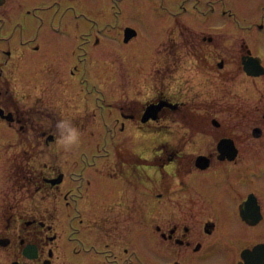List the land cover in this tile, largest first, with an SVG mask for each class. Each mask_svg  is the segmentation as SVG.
<instances>
[{
    "label": "rangeland",
    "instance_id": "1",
    "mask_svg": "<svg viewBox=\"0 0 264 264\" xmlns=\"http://www.w3.org/2000/svg\"><path fill=\"white\" fill-rule=\"evenodd\" d=\"M44 14L50 17V27L44 30L45 37L40 21ZM66 16L70 24L58 35L57 30L53 31L54 27L62 24L64 28L66 18L63 17ZM35 17L38 18L33 29L36 39L28 44L26 41L32 35L21 31L19 21L22 18L34 21ZM125 27L136 31L128 42L123 41ZM0 29V38L3 39L0 48L10 53L9 57L6 54L1 57L4 52L0 50L1 96L8 88L10 95L23 108H31L36 102L45 104L56 113L55 119H69L81 132V142L72 151L65 152L54 142L49 146L54 153L51 158L42 154L36 157L35 165L42 166L43 162L49 161L65 173L60 191L74 188L83 170L90 178L111 172L117 153L121 158L136 148L137 156L143 158L142 145L155 150L166 144H183L186 137L187 143L193 144L190 149L197 152L214 148L220 137L234 140L242 154L235 166L241 169L245 165L249 174L229 177L227 192L234 198L247 191L258 192V187L264 185V147H254L264 145V75L247 76L240 63V56L248 50L249 56H258L264 65V0H5L0 6ZM202 35L211 37L209 46H202ZM192 48L206 51L197 56ZM7 57L4 66L2 61ZM221 60L224 66L218 68L217 63ZM167 64H171L170 70ZM175 65L178 79H169ZM44 67L48 72L47 77L42 78L40 71ZM45 79L51 80L53 87L46 83L42 86L40 81ZM163 88L169 96L177 89H183L184 109H190L195 118L208 120L203 124L197 120L198 123L185 125V128L183 125L188 115L183 119L167 118L163 124H142L151 131L152 140L145 137V129L138 126L141 109ZM0 102L3 99L0 98ZM111 103H116L111 106H120L122 111L131 108L130 112L139 113L126 121L124 133L118 132L117 136L108 130L113 123L106 105ZM213 118L219 125L211 123ZM38 120L43 122L46 118L39 116ZM177 120L183 123L182 126L175 123ZM256 125L262 128L260 137L254 135ZM10 127L0 122V205L6 194L11 196L19 192L8 176L9 156L18 152L13 145L8 149L7 143L12 142V137L10 130H6ZM165 139L166 142H162ZM26 142L32 144V141ZM35 142L37 144V140ZM36 144L32 151L37 149ZM248 149L259 151L252 156ZM255 159L256 164L263 166L261 172L251 170L246 164ZM106 166L109 169L106 170ZM121 168L126 171L124 164ZM212 177L221 179L218 174ZM158 184H153V191ZM142 191L136 186V193ZM40 197L28 193V199L38 200L42 209L48 208L47 217L54 215L51 217L56 230L62 235L57 264L73 262L68 251L74 241H70L65 233L70 223H81L80 218L96 217L93 215L97 209L96 194L85 189L83 198L74 207L76 209L65 205L58 195ZM172 198L168 199L166 208L164 205L163 213L169 218L181 217L174 209L175 204L170 203ZM19 201L20 205L27 204V200ZM196 203L194 211L199 210L198 217L202 222L216 219L215 229L217 236L221 237L222 249L228 250L231 257L241 253L243 247H251L264 238L263 232L259 234L258 229L246 227L237 220L232 211L234 206L230 207L228 200L222 203L218 197L212 200L202 197ZM213 207L217 210L213 211ZM1 212L2 208L0 224L4 223ZM181 223L193 227L188 217L182 218ZM6 252L0 251L1 263L3 260L8 263ZM143 261V264H165L156 260Z\"/></svg>",
    "mask_w": 264,
    "mask_h": 264
},
{
    "label": "flooded vegetation",
    "instance_id": "2",
    "mask_svg": "<svg viewBox=\"0 0 264 264\" xmlns=\"http://www.w3.org/2000/svg\"><path fill=\"white\" fill-rule=\"evenodd\" d=\"M4 2L5 0L0 3V6ZM67 17H63L66 18L63 23L64 28H62V24L54 27L53 31L57 30L58 35L67 30L66 27L70 24ZM49 18L46 14L40 18L43 37L46 35V29L50 27ZM19 22H21V31L32 35L30 40L26 41L30 44L29 41L36 39L33 29L37 26L38 18L35 17L34 21L22 18ZM15 27L19 29L17 25ZM201 39L202 46L205 44L209 46L212 42L211 37L205 35H202ZM0 41L3 39L0 38ZM0 50L4 52H0L1 57L3 54L9 57V50L3 48ZM192 51L193 54L199 56L200 52L206 50L192 48ZM247 51L240 56L243 72L251 77L264 75V71L254 76L244 69V63L250 61ZM208 52H210L209 49ZM8 57L2 61L4 66ZM260 64L264 68L261 59ZM217 65L218 68H222L223 60L219 61ZM167 66L170 70L171 64H167ZM42 70L40 71L42 78L44 75L47 77L48 69L44 67ZM176 71L175 65L174 73L169 79H178ZM0 76H2L1 71ZM40 82L42 86L46 83L53 87L52 81L49 79ZM43 92L44 89L41 93ZM181 92L183 89L181 91L177 89L169 96L163 88L154 95L155 97L153 96L151 101L143 105L138 126L145 129L144 132L147 133L144 135L145 137L148 136L152 140L149 136L151 131L146 130L144 124H163L167 118L183 119L188 115L189 118L183 125L185 128V125L191 126L198 123L197 120H200L202 124L208 120L205 117L195 118L190 109H184L186 99H182L184 95H181ZM0 98L3 99V102H0L2 110L0 122H5L9 127L11 124H15V127L12 126L6 130H10L12 137V142L7 143L8 149L13 145L18 151L15 155L9 156L8 176L19 190L18 194L13 193L11 196L6 194L5 200L8 199V201L4 200L0 205L4 218L2 221L4 223L0 224V251H7L5 260H8V263L3 260L0 264H57L59 259L60 254L57 250L61 245L62 235L56 230L54 215L49 214L47 217L48 208L42 209L38 200L28 199V193L35 197L58 195L65 205H72L73 208L77 205L78 200L83 198L85 189L86 192L96 194L97 198L94 201L95 204L97 203V209L93 214L96 217L94 216L93 219L90 217L88 219L80 218L81 223L68 225L65 234L70 241H74V245L68 253L74 260L67 264H134L136 262L143 264L145 263L143 259L150 262L162 261L165 264H212L213 262V264H244L241 253L238 252L231 257L228 250L222 249L221 237L217 236L215 229L216 219L202 222V219L198 217L199 210L194 211L197 207L196 200L202 197L210 200L218 197L222 203L228 200V203H231L230 207L234 206L232 211L237 220L246 227L258 229L259 234L264 233V185L258 187V192L247 191L243 196L236 198L227 192L230 188L227 187L230 184V176L249 175L245 170V165L241 169L235 166L240 162L242 154L232 138L220 137L214 148L209 147L201 152L190 149L193 144L187 143V137L183 144L173 146L166 144L155 150L142 145L144 146L143 158L137 156L136 148H133L130 155L121 158L117 153L116 164L111 166V172L90 178L89 175L84 174L83 170L80 179L77 177L79 182H76L74 188L70 187L62 192L59 190V186L65 181V173L56 169L49 161L48 163L47 161L43 162L42 166L35 165V161H38L36 157L39 155L51 158V154H54L49 146L56 142V113L51 112L47 105L39 102H36L31 108L19 106L16 99L10 95L8 88L3 91L2 96L0 90ZM115 104H107L106 108L110 110V120L113 123L108 130L115 132L117 136L118 132L124 133L126 121L132 120L139 113L130 112L131 108L122 111L120 106H111ZM149 104H160L159 110L155 113V118L150 117L142 120L145 108ZM101 110L103 112V107ZM181 110L183 111L180 112ZM198 115L202 114L198 113ZM39 116L46 120L39 121ZM175 123H179L180 126L183 124L178 120ZM211 123L219 125L218 122L215 123L214 118ZM253 130L257 131L254 134L257 137L262 135L263 131L260 126H254ZM18 137L21 138L17 139ZM35 140H37V144ZM166 140L162 142H166ZM221 140L229 141L221 146L222 149L228 150L227 153H222L219 148ZM26 141H32V144L28 145ZM35 144L37 149L32 151ZM151 144L152 142L150 146ZM259 146L264 147L260 144H256L254 147ZM38 147L40 148L38 149ZM248 150L249 155L252 156H255L254 154L259 151ZM19 152L20 155H18ZM19 157L25 158L22 160L18 159ZM256 160L247 161L246 164L251 166V170L261 172L263 166L256 164ZM262 160L264 165V159L262 158ZM128 163L131 164L128 165ZM122 164L126 167L124 168L126 171L122 170ZM257 167L259 168L256 169ZM105 169H109V166H106ZM115 171L117 173H114ZM86 172L88 171L86 170ZM214 174H218L221 179L213 178ZM155 183L159 184L155 185L156 191H153ZM136 186H140L143 191L136 193ZM13 195L14 197H12ZM17 196L22 198H17ZM172 196L178 200L173 199ZM169 198H172L170 203L175 204L174 209L177 215L184 219L188 217V221L193 227L181 223V217L169 218L163 213L164 205L166 208ZM20 199L27 200V204L20 205ZM90 202L93 203L92 197ZM158 205L159 207H157ZM216 210L214 208L213 211ZM241 211L243 215H241ZM256 244L264 247V238L254 242L251 247H243L242 250L252 248ZM262 255L264 256L263 250L260 252V256ZM60 264L66 263L62 261ZM259 264H263L262 259Z\"/></svg>",
    "mask_w": 264,
    "mask_h": 264
},
{
    "label": "water",
    "instance_id": "3",
    "mask_svg": "<svg viewBox=\"0 0 264 264\" xmlns=\"http://www.w3.org/2000/svg\"><path fill=\"white\" fill-rule=\"evenodd\" d=\"M3 2V0H0V3ZM136 34V31L130 27H126L124 29V41H128L132 36ZM249 62L244 63V69L247 71L249 74H257L263 72L264 68L260 64V59L256 57H249ZM160 104H149L145 108V111L142 115V120H146L148 118H155V113L159 110ZM2 110L0 109V114ZM228 140H221L219 143V148L222 153H227L228 150L222 149L221 146L225 145L228 143ZM202 158V157H201ZM58 180V179H57ZM56 180V181H57ZM241 215L242 211H241ZM261 250L264 251V247H261L259 244L254 245L252 248H245L241 251V258L244 261V264H259L261 263V259L263 260L264 264V256H260Z\"/></svg>",
    "mask_w": 264,
    "mask_h": 264
},
{
    "label": "clouds",
    "instance_id": "4",
    "mask_svg": "<svg viewBox=\"0 0 264 264\" xmlns=\"http://www.w3.org/2000/svg\"><path fill=\"white\" fill-rule=\"evenodd\" d=\"M56 143L65 152L78 147L81 142V132L69 119L61 118L55 123Z\"/></svg>",
    "mask_w": 264,
    "mask_h": 264
}]
</instances>
